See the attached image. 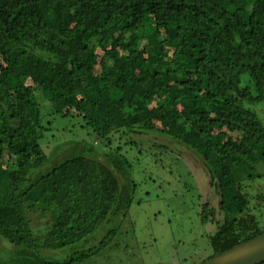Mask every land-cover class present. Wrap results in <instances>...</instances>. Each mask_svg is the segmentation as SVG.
I'll list each match as a JSON object with an SVG mask.
<instances>
[{
	"label": "trees",
	"instance_id": "obj_1",
	"mask_svg": "<svg viewBox=\"0 0 264 264\" xmlns=\"http://www.w3.org/2000/svg\"><path fill=\"white\" fill-rule=\"evenodd\" d=\"M263 100L264 0H0V264H97L122 247L138 184L119 131L201 162L233 237L214 256L263 233L248 190ZM48 115L78 116L95 140L47 166Z\"/></svg>",
	"mask_w": 264,
	"mask_h": 264
},
{
	"label": "rangeland",
	"instance_id": "obj_2",
	"mask_svg": "<svg viewBox=\"0 0 264 264\" xmlns=\"http://www.w3.org/2000/svg\"><path fill=\"white\" fill-rule=\"evenodd\" d=\"M251 107L264 124V100ZM36 121L37 111L30 118L34 130L38 128ZM41 122H51L48 131L39 136L50 158L47 166L57 162L56 157L64 154L60 151L72 141L93 142L96 138L75 115H48ZM112 137L114 146H123L124 153L134 162L132 179L138 188L123 225L130 236L127 233L122 247L97 264H201L232 242L233 237L222 236L224 215L220 196L210 185L208 172L186 145L153 133L119 131ZM133 141L139 145H131ZM99 147L107 149L103 143ZM263 170L259 167L262 176L250 182L248 190L252 194L253 213L264 229ZM207 202L218 210L215 223H204L200 218ZM0 246L9 249L3 242Z\"/></svg>",
	"mask_w": 264,
	"mask_h": 264
},
{
	"label": "water",
	"instance_id": "obj_3",
	"mask_svg": "<svg viewBox=\"0 0 264 264\" xmlns=\"http://www.w3.org/2000/svg\"><path fill=\"white\" fill-rule=\"evenodd\" d=\"M262 262H264V232L201 264H260Z\"/></svg>",
	"mask_w": 264,
	"mask_h": 264
}]
</instances>
